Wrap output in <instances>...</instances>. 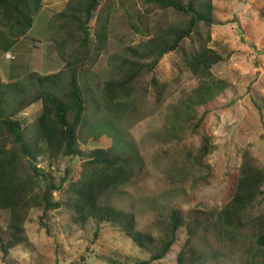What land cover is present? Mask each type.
Listing matches in <instances>:
<instances>
[{
  "label": "rangeland",
  "instance_id": "obj_1",
  "mask_svg": "<svg viewBox=\"0 0 264 264\" xmlns=\"http://www.w3.org/2000/svg\"><path fill=\"white\" fill-rule=\"evenodd\" d=\"M68 2L43 0L26 39H17L8 51L4 49L9 48L7 39L11 38L7 30L0 31V39L5 37L0 41V71L6 69L3 65L10 64L14 74V71L24 74L26 69L46 76L47 71L57 73L61 66L62 82L57 80L56 84L42 86L57 95L66 86L70 71L77 72L89 107L88 143L84 147L110 149L127 155L135 174L130 182L109 191L102 200L132 213L139 231L161 236L170 212L178 210L185 217L196 215L205 221L194 239L196 257L189 260V264H264V249L248 230L226 229L218 219L219 211L234 195L244 149H250L264 166V0L213 1L215 24L210 47L217 50L223 60L212 72L216 78L225 80L228 87L217 98L205 121L203 133L210 135L211 153L203 159L202 165L194 164L185 149H196L201 133L192 134L188 129L187 136H183L171 128L174 109L197 87V79L187 70L180 71L176 55L168 53L156 71L158 82L165 85L162 93L151 91L148 86V91L139 88L126 105H107L103 100L105 83L121 76L118 65L131 55V48L139 46L147 36L134 33L124 10L117 8L101 54L93 56L83 67L65 69L66 61L56 49L51 26L62 18ZM95 21L96 17L91 22L92 27ZM38 37L43 39L41 44L34 42ZM33 47L37 48L36 52ZM70 49L68 53L72 52ZM28 58H33L35 66L26 65ZM22 61L26 64L20 66ZM30 74L19 79L14 87L0 86V97L6 104L13 107L32 94L38 83L31 80ZM3 78L4 83L10 82ZM147 78L143 84L147 83ZM40 111L37 103L17 117L29 122ZM81 162L79 156L61 157L52 165L50 160L42 158L38 166L51 172L58 184L64 180L67 186L81 175ZM53 197L59 200L61 193L57 190ZM256 209L264 210V199L258 200ZM53 213L55 234L51 236L41 229L40 212L32 211L26 222L28 243L15 247L6 263L0 251V264H136L149 259L144 249L110 223L101 224L100 233L95 237L93 220L77 225L61 211ZM9 217L8 211L0 209V235L6 236ZM178 236L176 245L165 258L149 264H176L177 254L187 240L185 231Z\"/></svg>",
  "mask_w": 264,
  "mask_h": 264
},
{
  "label": "trees",
  "instance_id": "obj_2",
  "mask_svg": "<svg viewBox=\"0 0 264 264\" xmlns=\"http://www.w3.org/2000/svg\"><path fill=\"white\" fill-rule=\"evenodd\" d=\"M213 1L69 0L61 13L62 18L51 26L56 49L66 61L65 69L83 67L93 56L101 54L117 8L124 10L134 33L147 36L143 43L131 48V55L118 65L121 76L105 83L103 100L109 106L126 105L139 88L148 91L150 86L151 91L162 93L165 85L158 82L157 66L166 54H175L180 71L191 72L198 85L174 109L171 128L183 136L189 131L201 133L196 149L185 148L187 156L197 165H202L203 159L211 153L210 135L203 133L205 121L217 98L228 87L225 80L216 78L212 72L223 60V56L210 47L215 24ZM42 2L0 0V31L7 30L11 38L7 39L9 48L5 47V51L10 50L17 39L26 36ZM63 73V69L46 76L31 73V80L36 81L37 86L29 97L19 100L13 107L0 97V209L10 214L6 236L0 235L2 259L6 263L15 247L28 243L26 222L32 211L40 212L38 225L51 236L55 234L56 223L53 211H61L73 224L83 225L93 220L95 237L100 233L101 224L110 223L149 254L148 260L136 264L165 258L176 245L178 235L185 231L187 240L177 254L176 264H189V260L196 257L193 243L204 225L203 218L185 217L182 212L172 210L163 234L157 237L139 231L132 213L103 202L109 191L133 179L132 161L127 155L110 149L84 147L88 143L89 107L77 72L70 71L61 94L42 87L56 84L57 80L62 82ZM145 77L148 81L143 84ZM18 83H4L0 74V86L9 88ZM37 103L41 111L35 119L23 122L17 117ZM76 156L82 158V172L67 186L64 180L58 184L51 172L38 166L42 158L56 165L61 157ZM57 190L61 193L59 200L53 197ZM260 198L264 199V166L246 148L234 195L219 211L218 219L226 229L248 230L264 249V210L256 209Z\"/></svg>",
  "mask_w": 264,
  "mask_h": 264
},
{
  "label": "crops",
  "instance_id": "obj_3",
  "mask_svg": "<svg viewBox=\"0 0 264 264\" xmlns=\"http://www.w3.org/2000/svg\"><path fill=\"white\" fill-rule=\"evenodd\" d=\"M32 27H33V25H32ZM31 27V28H32ZM29 32H30V30L28 31V33L26 34V36L29 34ZM26 36H24L23 38H24V40L26 39L25 37ZM23 38H21V39H23ZM46 38H48V34H47V36H46ZM21 39H19V40H21ZM41 40H43V39H40V37H38V38H35V40H34V42H38L39 44H41L42 43V41ZM45 40H47V39H44V41ZM30 48H31V46H30ZM34 48V47H33ZM25 49V48H24ZM35 49V52L37 51V48L35 47L34 48ZM14 52H15V50H14ZM7 53H10V52H7ZM19 53L21 54V50L19 51ZM15 54V53H14ZM17 54H18V52H17ZM19 55V54H18ZM26 59H27V57H26ZM25 59V60H26ZM33 58H28V62H27V64H26V61H22V65H20V66H23V64H26V65H32L33 63ZM3 65V64H2ZM33 66H35L34 64H33ZM56 66H57V64H56ZM3 67L4 68H6L5 70H4V72H2V71H0V73H1V76H2V78H3V76H5L6 78H7V81H10V82H13V81H18L19 79H22V77L24 78L25 77V75H28V74H30V73H32L30 70L28 71V70H26L25 69V72H24V74L21 72V73H17V71H14L15 72V74L12 72V71H10V69L12 70V68H13V65L11 66L10 64L8 65V64H5V65H3ZM62 68L63 67H59L58 68V70H57V72L58 71H60V70H62ZM56 70H54V71H47V73L46 74H52V73H54ZM4 79V78H3Z\"/></svg>",
  "mask_w": 264,
  "mask_h": 264
}]
</instances>
